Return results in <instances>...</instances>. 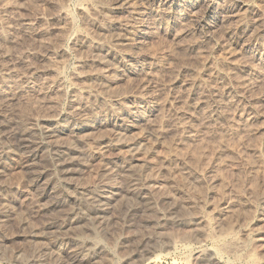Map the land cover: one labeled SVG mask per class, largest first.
I'll list each match as a JSON object with an SVG mask.
<instances>
[{
  "label": "rangeland",
  "instance_id": "374dc122",
  "mask_svg": "<svg viewBox=\"0 0 264 264\" xmlns=\"http://www.w3.org/2000/svg\"><path fill=\"white\" fill-rule=\"evenodd\" d=\"M115 2L0 0V75L3 69L12 67L13 72L5 79L32 76L28 93L15 84L3 88L5 93L0 89V123L20 120L32 125L39 116L62 113L61 118L70 123L57 136L71 143L69 158L73 157L69 159L71 168L62 175L63 181L45 167L40 177L29 178L22 154L9 153L2 158L0 264H198L194 258L198 246L209 249L212 241L208 235L218 234L217 229L231 231L229 226L231 234L245 242L248 251L263 250L264 236L259 231L264 229V129L259 127L264 117L252 118L251 123L249 118L255 110L264 112V0H219L224 7L235 3L234 12L245 25H236L235 17L229 26L227 23L213 28L210 36L202 29L210 13L201 24L196 19L202 2L194 18L178 4L162 0ZM153 11L162 13L156 17L161 21H152L143 35L133 38L140 13ZM23 18L35 22L31 29L22 27ZM125 26H129L127 32ZM96 41L103 45L101 49L93 48ZM123 53L129 57L123 59ZM100 57L106 60L101 63ZM16 90L22 91L21 95ZM43 91L47 95L40 96ZM9 93L19 97L7 100L4 97ZM212 94L216 96L211 99ZM130 103L144 115L139 126H128L126 120L118 121L114 114V110ZM77 110L78 116L95 119L96 126L75 128L70 114ZM155 131H162L164 137L156 140ZM116 132L126 144L138 139L135 156L149 160L150 166L141 167L145 171L133 168L122 175L112 171V176L97 171L102 155L112 161L130 156L126 145L111 146L105 155L97 152V140H110ZM10 143L12 146L7 148L15 152L16 140L10 139ZM49 159L46 148L38 149L37 164L47 163L49 169ZM155 170L161 171L160 175ZM140 173H148L150 178ZM130 182L137 188L140 184L147 186L149 193L139 198ZM81 186L112 189L111 204L105 213L95 212L88 217L89 210L74 199L61 201V196L74 195ZM129 206L135 211L128 213ZM188 209L195 213L186 212ZM74 211L85 212V218L52 227L64 224L67 213ZM204 224H209L206 228L210 231ZM55 240L62 244L60 253L55 248L58 245L52 244ZM73 254L81 261L71 263Z\"/></svg>",
  "mask_w": 264,
  "mask_h": 264
},
{
  "label": "bare ground",
  "instance_id": "6f19581e",
  "mask_svg": "<svg viewBox=\"0 0 264 264\" xmlns=\"http://www.w3.org/2000/svg\"><path fill=\"white\" fill-rule=\"evenodd\" d=\"M163 2H165V3H170L171 2V4H178L179 6H181L183 9H185L186 10V14L188 15V16H191L192 18H194L195 17V15H196V9L198 8V6L200 5L199 3L200 2H202L201 3V7H202V9H201V14L200 15H197V22L199 23V24H201L202 23V20H203V18L205 17V16H207V14H209L210 13V16H211V18H210V20H209V22H206V24L203 26L202 25V29H204V31L203 32H205V34H207V35H209L211 32H212V29L214 28L215 29V27H217V26H224L225 24H227L228 22L229 23H232V20L233 19H235V17H236V19L235 20H237L238 21V23H236V21L235 22H233V24H234V27H235V23H236V25L238 24V25H245L243 22H242V20L240 19V18H238L239 16L238 15H236V13L234 12V10L236 9V5H235V3L234 4H231V7H224V6H222L221 4H220V2H219V0H162ZM116 2H117V0H116ZM116 2L114 3V4H116ZM122 2V1H121ZM131 2V1H130ZM132 3V2H131ZM233 3V2H232ZM123 4V3H122ZM127 4V3H126ZM241 4H242V2H241ZM118 5V4H117ZM116 5V6H117ZM238 5V4H237ZM243 5V4H242ZM115 6V7H116ZM240 6V5H239ZM248 6V5H247ZM113 7V6H112ZM114 7V8H115ZM119 7V6H118ZM125 7V6H124ZM132 7V6H131ZM200 7V8H201ZM136 8V7H135ZM247 8V7H246ZM131 10H133V9H131ZM138 10H139V8H138ZM179 10V9H178ZM161 11V10H160ZM237 12V11H236ZM240 12V11H239ZM162 13H163V10H162ZM162 13H159V11H153V12H151V13H144V12H141L140 13V21H139V23H138V25H136V27L134 28V30L132 31V37L134 38V37H136V36H140V35H143L145 32H146V29H147V27H149L150 25H149V23H151L152 21L154 22L156 19L158 20L159 19V17L158 18H156L157 16H162ZM238 14V13H237ZM22 17V16H21ZM19 18V17H18ZM238 18V19H237ZM195 19V20H196ZM17 20V19H16ZM139 20V19H138ZM160 20V19H159ZM158 20V21H159ZM1 19H0V26H1ZM19 21V20H18ZM17 21V22H18ZM161 21V20H160ZM16 22V21H15ZM128 22V21H127ZM137 22V21H136ZM163 22V21H162ZM21 23H22V27L23 28H25L26 30L27 29H31L32 28V25H33V23H35V22H32L31 20H29V19H27V18H23V19H21ZM159 23V22H158ZM229 23H228V25L227 26H229ZM128 24V23H127ZM160 24V27L161 28H164V30H167V29H165V24L163 25L161 22L159 23ZM175 24V23H174ZM149 25V26H148ZM250 25V24H249ZM167 26V25H166ZM169 26H171V25H169ZM173 26V25H172ZM171 26V27H172ZM201 26V25H200ZM226 26V25H225ZM232 26V25H231ZM247 26H248V24H247ZM128 28H129V26H127ZM127 27L125 26L124 27V29H125V31L127 32L128 31V29H127ZM130 27H132L131 25H130ZM168 27V26H167ZM233 27V26H232ZM237 27V26H236ZM253 27V26H252ZM255 27V26H254ZM37 28V27H36ZM223 28V27H222ZM229 27H227V29H228ZM257 28V27H256ZM255 28V29H256ZM218 29V28H217ZM224 29V28H223ZM39 30V29H38ZM229 30V29H228ZM246 30V29H245ZM247 30H248V28H247ZM23 31H25V30H23ZM22 31V32H23ZM28 31H30V30H28ZM32 31H33V29H32ZM251 31H252V28H251ZM175 32V31H174ZM178 32V31H177ZM215 32V31H214ZM217 32V31H216ZM220 32V31H219ZM222 32V31H221ZM227 32V31H226ZM250 32V31H249ZM176 33V32H175ZM229 33V32H228ZM231 33H233L232 31H231ZM32 34V33H31ZM229 35V34H228ZM248 35H249V33H248ZM210 36V35H209ZM121 37V36H120ZM142 37V36H141ZM228 37V36H227ZM233 37V36H232ZM118 39V38H117ZM228 39H232L231 37H229ZM123 40H125V39H123ZM97 42V41H96ZM119 42V41H118ZM140 43V42H139ZM226 43V42H225ZM124 45V44H123ZM90 46V45H89ZM102 44H100V43H95V45H93V48L94 49H101L102 48ZM112 46V45H111ZM226 47H227V45H226ZM117 48V47H116ZM233 48V47H232ZM111 49H113V47H111ZM115 49V48H114ZM118 49V48H117ZM119 51V50H118ZM117 51V52H118ZM126 52V51H125ZM100 53V52H99ZM228 53H230V52H228ZM107 54V53H106ZM124 55L123 56H121L122 58L124 57V58H128L129 56V54L128 55H125V53H123ZM110 55V54H109ZM115 56V55H114ZM123 58V59H124ZM122 59V60H123ZM106 59H105V57H100L99 58V62H104ZM120 60V59H119ZM121 61V60H120ZM125 62V61H124ZM127 62V61H126ZM104 64V63H103ZM15 65V64H14ZM115 65V64H114ZM130 65V64H129ZM29 67H31L30 65H28ZM14 67V66H13ZM2 68V67H1ZM16 68V67H15ZM7 70V71H6ZM13 68L11 67L10 69L8 68V69H5V71H4V69H3V72L1 73V77H0V79L2 80L1 82H2V84L0 85V89H2V91H3V88H10L11 86L10 85H12L13 86V84H15V85H17L18 86V88L17 89H19V88H22L23 90H25V91H27V93H28V90H31V88H29V86H28V84H29V82H31V78H32V76H29V77H27V76H25V75H23V77H19V78H17L16 77V79H5L6 77V75H9V74H11V72H13ZM34 70V69H33ZM11 71V72H10ZM15 72V71H14ZM17 72V71H16ZM23 72V71H22ZM21 72V73H22ZM20 73V74H21ZM27 73V72H26ZM30 74H32V73H30ZM5 77V78H4ZM10 77V76H9ZM12 80V81H11ZM243 81V80H242ZM10 86V87H9ZM32 88H33V86H32ZM16 89V88H15ZM14 89V90H15ZM5 90V89H4ZM8 90V89H7ZM11 90V89H10ZM1 91V92H2ZM17 91V90H16ZM32 91H33V89H32ZM4 92V91H3ZM21 92L22 91H17V93H20L19 95H21ZM30 92V91H29ZM34 92V91H33ZM5 93V92H4ZM17 93H15V94H6L5 95V97L4 98H6L7 100L8 99H14L15 97H19V96H17ZM3 94V93H2ZM23 94V93H22ZM31 94V93H30ZM37 94V93H36ZM35 94V95H36ZM24 95V94H23ZM45 95H47V92L46 91H43V93H41L40 92V96H45ZM2 97H3V95H1ZM215 96H216V94H212L211 95V99L212 98H215ZM221 96V95H220ZM23 97V96H22ZM4 98H2V99H4ZM16 98V99H17ZM35 98H40V97H35ZM192 98V97H191ZM205 98H207V97H205ZM194 100V99H193ZM192 100V101H193ZM202 100V99H201ZM215 100V99H214ZM13 101V100H12ZM18 101V100H17ZM35 101V100H34ZM52 101V100H51ZM50 100H49V102L48 103H52ZM199 101V100H198ZM27 102V101H26ZM201 102V101H200ZM248 102V101H247ZM32 103V102H31ZM191 103V102H190ZM188 104V103H187ZM203 104V103H202ZM248 104V103H247ZM251 104H252V102H251ZM4 105V104H3ZM86 105V104H85ZM95 106V105H94ZM251 106V105H250ZM6 107V106H5ZM4 107V108H5ZM109 107V109H114V107L113 106H108ZM144 107V106H143ZM146 107V106H145ZM249 107V106H248ZM255 107V106H254ZM7 109V108H6ZM78 109H79V107H78ZM95 109V108H94ZM105 109V108H104ZM152 109H153V107H152ZM242 109V108H241ZM254 109V108H253ZM252 109V110H253ZM257 109V108H256ZM81 110V109H80ZM107 110V109H106ZM156 110V109H155ZM154 110V111H155ZM255 110V109H254ZM262 110V109H261ZM110 111V110H109ZM108 111V112H109ZM150 111V110H149ZM184 111V110H183ZM197 111V110H196ZM243 111V110H242ZM264 111V110H263ZM56 112V111H55ZM50 113L49 115H47V116H44L43 115V117H38V118H36L35 119V122H33L32 123V125H31V123H30V125L29 124H27L28 122H24V123H21L20 122V120L19 121H16V123L15 124H2V123H0V163H1V160H2V158L3 157H6V155L7 154H14V155H17V154H22V155H20V157H21V161H22V165H23V168L26 170V175H29L28 177L30 178V177H34V178H31V179H35V178H38V177H40L43 173H44V169L46 168L47 170H50V171H52L53 172V174H54V176L56 175L58 178H60V180H62L63 181V177L64 176H62V175H66L67 174V172L69 171V168H71V166H72V162L69 160L70 158H69V151L71 150V143H69V141H68V143H66V142H62V141H60L59 139H58V136H57V133L59 132V131H61V129H63L62 127L63 126H65L66 124H68V122L70 121V120H68V119H66V118H61L62 117V113L60 114L59 112H56V113ZM70 112H72V111H70ZM99 112V111H98ZM254 113H255V115L253 114V115H249L250 116V118H249V121L250 120H252V118H253V121H254V118H256L257 119V117H264V112H262V111H259V110H255V111H253ZM1 113V112H0ZM75 113V114H74ZM73 113V115H71L70 113V116H72L73 117V123H75V128H77V129H79V130H85V129H89V128H93V127H95L96 126V121H95V119H93V118H85V117H83L82 115V117H80V116H78V110H77V112L75 111ZM110 113V112H109ZM141 113V112H140ZM140 113H137L136 112V105L135 104H132V103H130L129 105H127L125 108H122V109H116V110H114V114H115V116H116V118H117V120L118 121H127V123H128V126H131V127H134V126H139V122L140 121H142L144 118H143V116L142 115H140ZM95 114V113H94ZM147 114V113H146ZM197 114V113H196ZM152 115V114H151ZM153 116V115H152ZM248 116V117H249ZM3 117H4V115H3ZM96 118V117H95ZM244 119H246V118H244ZM243 119V120H244ZM34 120V119H33ZM75 120H77V122H75ZM148 120V119H147ZM194 120V119H193ZM123 121V122H124ZM247 121V120H246ZM31 122V121H30ZM146 122V121H145ZM257 122V121H256ZM8 123V122H7ZM70 123V122H69ZM72 123V124H73ZM179 123V122H178ZM242 123V122H241ZM244 123V122H243ZM250 123H251V121H250ZM120 124V123H119ZM245 124H247V122H245ZM245 124H243V125H245ZM74 125V124H73ZM156 125V124H155ZM180 124H178V126H179ZM264 125V124H263ZM261 126V127H259L260 125H257V127H259V128H262V129H264V126ZM119 126V125H118ZM145 126V125H144ZM177 126V127H178ZM181 126L184 128L185 127V124L184 123H181ZM181 126H179V127H181ZM229 126H231V125H229ZM116 127V126H115ZM143 127V126H142ZM147 128V127H146ZM151 128V127H150ZM230 128V127H229ZM251 128H254V127H252V125H251ZM259 128H256V129H259ZM133 129V128H132ZM152 129H154V128H152ZM179 129V128H178ZM188 129V128H187ZM255 129V128H254ZM141 130V129H140ZM145 130V129H144ZM180 130V129H179ZM72 131V130H71ZM117 131H118V129H117ZM120 131V130H119ZM188 131V130H187ZM187 131H185V132H187ZM125 132V131H124ZM145 132V131H144ZM147 132V131H146ZM156 132V131H155ZM181 133H182V131H180ZM191 132V131H190ZM73 133V132H72ZM103 133V132H102ZM165 133V132H164ZM112 134H114V132L112 133ZM146 134V133H145ZM162 134H163V132L162 131H157L155 134H153V136L155 135V138H156V140H159V139H161V138H163L164 137V135L162 136ZM183 134V133H182ZM85 135H86V133H85ZM91 135V134H90ZM102 135V134H101ZM167 135V134H166ZM165 135V136H166ZM188 135V134H187ZM55 136H56V138H55ZM65 136V135H64ZM76 136V135H75ZM101 137V136H100ZM190 137V136H189ZM13 138H14V140H16V145H14V147H16L17 146V148H16V150H15V152L12 150V149H10V150H12V151H10L9 150V148H7L8 146H12V143H10V139H12V141H13ZM62 138V137H61ZM79 138H81V137H78V139ZM92 138V137H91ZM98 137H96V139H97ZM102 138V137H101ZM140 138V137H139ZM93 140H95L94 138H92ZM186 139V138H185ZM194 139V138H193ZM63 140H65V138H63ZM75 140V139H74ZM138 140V139H137ZM137 140H135V142H130V143H128V144H126L122 139H121V133L120 132H116L115 133V135L114 136H112V138L110 139V140H105V139H98L97 140V152L99 153V154H102V153H104V155H105V153L106 152H104V151H106L107 149H109L111 146H113V148L115 147L116 148V146H129V150H128V152H129V155L130 156H127V157H124L123 155H122V157H121V159H120V157H118L120 160H121V163L119 164V162H118V160L115 158V160L114 161H112V160H110V159H106V157L105 156H103L102 155V157H101V165H99L100 166V168H98L99 170H97L98 172L100 171L101 173H109V175H111L110 173H112V171H113V174H124V172L127 174V171L128 170H130V169H132L133 170V168H134V170H135V168L137 169V171L142 167V166H150L149 165V160L147 161V160H144V159H139V158H137L136 156H135V152L138 150L137 148H138V146L136 147V145H137V143H136V141ZM144 140V139H143ZM91 141V140H90ZM96 141V140H95ZM188 141V140H187ZM72 142V141H71ZM75 142V141H74ZM139 144V143H138ZM147 144V143H146ZM144 146V145H143ZM142 147V146H141ZM147 147V146H146ZM7 148V149H6ZM13 148V147H12ZM42 148H46V150L48 151V153H49V156H50V159H49V161H48V166L50 167L49 169H48V167L46 166L47 165V163L45 164V163H42V164H37V162H35V157H36V153H37V151H38V149H42ZM145 148V147H144ZM6 149V150H5ZM172 149V148H171ZM170 149V150H171ZM94 150H96V149H94ZM143 150V149H142ZM176 150V148L174 149V151ZM97 152H95V153H97ZM145 152H147L148 153V151H145ZM144 152V153H145ZM97 153V154H98ZM122 153V152H121ZM9 154V155H10ZM98 154V155H99ZM19 155H18V157H19ZM15 157V156H14ZM73 158V157H72ZM71 158V159H72ZM14 160V159H13ZM74 160V159H73ZM76 160V159H75ZM17 161V160H16ZM151 164V163H150ZM40 167H41V169H40ZM44 169H43V168ZM151 167L152 168H154L152 165H151ZM151 167H149V168H151ZM145 168V167H144ZM147 168V167H146ZM149 168H147V169H149ZM158 168H160V167H158ZM158 168H157V170H158ZM142 169V168H141ZM141 169H140V171H141ZM146 169V170H147ZM71 170V169H70ZM144 169H142V171H143ZM157 170H155V172L157 171ZM160 170V169H159ZM200 170V169H199ZM43 171V172H42ZM145 171V170H144ZM149 171L150 172H152V170H150L149 169ZM149 171H147V172H149ZM122 172V173H121ZM133 172H135V171H133ZM158 172V171H157ZM156 172V173H157ZM161 171H159V173H160ZM202 172V171H201ZM101 173H99V174H101ZM129 173V172H128ZM135 173H137V172H135ZM139 173V172H138ZM159 173H157V174H159ZM185 173V172H184ZM188 173V172H187ZM207 173V172H206ZM104 174V175H105ZM125 174V175H126ZM202 174V173H201ZM120 175V176H121ZM124 175V176H125ZM129 175V177H130V174H128ZM127 175V176H128ZM132 175V174H131ZM134 175V174H133ZM140 175H144V174H142V173H140ZM145 175H147L148 177H149V175H148V173H145ZM144 175V176H145ZM160 175V174H159ZM188 175V174H187ZM198 175H200V174H198ZM112 176V175H111ZM135 176V175H134ZM143 176V177H144ZM146 176V177H147ZM153 176H156L155 175V173L153 172ZM201 176V175H200ZM204 176H205V174H204ZM208 176H210V175H208ZM57 177H56V179H57ZM137 177V176H136ZM190 177V176H189ZM193 177V176H192ZM206 178H207V176H205ZM150 178V177H149ZM155 178V177H154ZM203 178V177H202ZM133 181L135 180L136 181V179H135V177H134V179H133V177L131 178ZM195 179V178H194ZM203 179H205V178H203ZM209 179V178H208ZM207 179V180H208ZM59 180V179H58ZM127 181V183H129L128 182V180H126ZM134 181V182H135ZM205 181V180H204ZM134 182H130V184H132V186H135V183ZM137 182V181H136ZM210 182V181H209ZM212 182V181H211ZM120 183V182H119ZM126 183V182H125ZM138 184V183H137ZM61 185V184H60ZM59 185V186H60ZM126 185H128V184H126ZM145 185V184H144ZM208 185V184H207ZM211 185V184H210ZM209 185V186H210ZM58 186V187H59ZM62 186V185H61ZM121 187V186H120ZM138 187V186H137ZM136 186L135 187H133L134 188V190L133 189H131V190H133V191H135V193H136V195L139 197V198H141V199H143L144 197H146V193H149V188H146L147 186H141V184H140V187L139 188H137ZM63 188V187H62ZM69 188V187H68ZM152 188V187H151ZM149 189V190H148ZM70 190V189H69ZM130 190V189H129ZM130 190V191H131ZM153 190V189H152ZM208 190H209V188H208ZM211 190V189H210ZM68 191V190H67ZM66 191V192H67ZM75 194L73 195V194H69V193H66L65 195H63V196H61L62 198H60L61 199V201H64V200H68L69 198H71V199H74V201H76L79 205H82L81 207L82 208H84V209H86V210H89V211H87L86 213L88 214V217H89V215L90 214H95V212L97 213V212H101V213H105V211L108 209V207H109V205L111 204L110 203V200H111V195L109 194V193H111L112 192V189H106V188H99L98 189V187L97 188H88V187H83V186H81V187H78L77 189H75ZM132 191V192H133ZM155 191V190H154ZM154 191H152V193L154 192ZM262 191V190H261ZM69 192V191H68ZM151 192V191H150ZM156 192V191H155ZM259 192V191H258ZM264 192V191H263ZM128 194V193H127ZM173 194V193H172ZM114 195V194H113ZM149 195V194H148ZM154 195H155V193H154ZM153 195V196H154ZM129 196V195H128ZM128 196H124V197H128ZM165 196V195H164ZM170 196V195H169ZM173 196H174V194H173ZM255 196V195H254ZM132 197H133V195H132ZM135 197V196H134ZM175 197V196H174ZM173 197V198H174ZM121 198V197H120ZM119 198V200L121 201V200H124L125 201V198H123V199H120ZM131 198V197H130ZM130 198H128V199H130ZM137 198V197H136ZM138 198V199H139ZM149 198V197H148ZM160 198V197H159ZM114 199V198H113ZM147 199V198H146ZM162 199V198H161ZM170 199H171V197H170ZM126 200H127V198H126ZM140 200V199H139ZM173 200V199H172ZM175 200V199H174ZM173 200V201H174ZM116 202H119L118 200H115ZM129 201V200H128ZM128 201H127V203H128ZM138 201V200H137ZM136 201V202H137ZM142 201V200H141ZM140 201V202H141ZM164 201H166V200H164ZM167 201H169V200H167ZM112 202V201H111ZM130 202H131V200H130ZM134 202V201H133ZM139 202V201H138ZM143 202V201H142ZM160 202V201H159ZM208 202V201H207ZM120 203V202H119ZM119 203H117V206L119 205ZM126 203V204H127ZM145 203V202H144ZM170 203H172L173 204V202H170ZM206 203V202H205ZM209 203H210V201H209ZM228 203V202H227ZM116 204V203H115ZM114 204V205H115ZM120 204H123V203H120ZM125 204V205H126ZM129 204V203H128ZM127 204V205H128ZM178 204V203H177ZM113 205V206H114ZM126 205V206H127ZM132 205V204H131ZM130 205V206H131ZM135 205V204H134ZM175 205V204H174ZM179 205H181V203L179 204ZM213 205H214V203H213ZM217 205V204H216ZM215 205V206H216ZM220 205V204H219ZM129 206V207H130ZM188 206V205H187ZM228 206V205H227ZM263 206V205H262ZM132 207H133V205H132ZM132 207H130L128 210H127V212L128 213H132L133 211H135L134 209L135 208H132ZM136 207V206H135ZM137 207H138V205H137ZM180 207V206H179ZM178 207V208H179ZM182 207V206H181ZM180 207V209H182ZM202 207V206H201ZM212 207H214V206H212ZM226 207V206H225ZM183 208H185V207H183ZM188 208H189V206H188ZM221 208V207H220ZM262 208V207H261ZM263 208H264V206H263ZM46 209V208H45ZM136 209H138V208H136ZM215 209V208H214ZM213 209V210H214ZM218 209V208H217ZM179 210V209H178ZM185 210V209H184ZM189 210V209H188ZM194 210V209H193ZM192 210V211H193ZM216 210V209H215ZM222 210V209H221ZM224 210H226V211H228L227 209H224ZM231 209H230V207H229V211H230ZM262 210H264V209H262ZM183 211V210H182ZM192 211H186V212H188V213H190V212H192ZM225 211V212H226ZM185 212V213H186ZM194 212V211H193ZM192 212V213H193ZM200 212V211H199ZM82 213H85V212H80V211H78V212H70V213H67L68 214V219H66V221H65V219H64V224L63 223H61V224H56V226H52V227H64V225L66 226V225H68V224H71V223H73V222H76V221H78V220H80V219H83V217L85 218V215H83ZM166 213V212H165ZM182 213V212H181ZM180 213V214H181ZM195 213V212H194ZM193 213V214H194ZM207 213H209V212H207ZM228 213V212H227ZM231 213V212H230ZM229 213V214H230ZM167 214V213H166ZM197 214H198V211H197ZM196 214V215H197ZM204 214V213H203ZM210 215H211V213H209ZM239 214V213H238ZM162 215H165V214H162ZM187 215V214H186ZM195 215V216H196ZM205 215H207L206 213H205ZM227 214H225V216H226ZM262 215V214H261ZM108 216V215H107ZM110 216V215H109ZM195 216H194V219H195ZM102 217H104V215L102 216ZM184 217V216H183ZM206 217V216H205ZM105 218V217H104ZM186 218V217H185ZM188 218V217H187ZM203 218V217H202ZM201 218V219H202ZM211 218V217H210ZM230 218V217H229ZM257 218V217H256ZM259 218V217H258ZM257 218V219H258ZM262 218V217H261ZM93 219H94V216H93ZM193 219V218H192ZM204 220H205V218H203ZM206 219H208V218H206ZM253 219V218H252ZM255 220V221H257L256 223H258V221L259 220ZM260 219V218H259ZM19 220V219H18ZM90 220V219H89ZM199 220V219H198ZM250 220V219H249ZM92 221V220H91ZM203 221V220H202ZM21 222V221H20ZM89 222V221H88ZM178 222V221H177ZM197 222H199V221H197ZM204 222V221H203ZM68 223V224H67ZM102 223H104V221L102 222ZM201 223V222H200ZM205 223H207V221H205ZM245 223V222H244ZM243 223V224H244ZM253 223V222H252ZM89 224V223H88ZM201 224H203V223H201ZM48 225V224H47ZM205 225V224H204ZM203 225V226H204ZM207 226L209 225V224H206ZM206 225H205V228H206ZM212 225V224H211ZM252 225V224H251ZM256 225H258V224H256ZM220 226V225H219ZM250 226V225H249ZM259 226V225H258ZM264 226V225H263ZM262 225H261V227H263ZM223 227V226H222ZM221 227V228H222ZM242 227H243V225L241 226V229H242ZM248 227V226H247ZM247 227H245V228H247ZM260 227V228H261ZM202 228V227H201ZM212 228V227H211ZM210 228V229H211ZM220 228V227H219ZM228 228V227H227ZM233 228V227H232ZM257 228H259V227H257ZM256 228V229H257ZM260 228H259V230H260ZM197 229V228H196ZM222 229H224V228H222ZM222 229H220V230H222ZM228 229H230L231 231H232V229H231V227L229 226V228ZM227 229V230H228ZM248 229H249V227H248ZM255 229V228H254ZM253 229V230H254ZM200 230H204V229H200ZM206 230H209V229H207L206 228ZM206 230H204L205 231V233L207 234V231ZM212 230V229H211ZM219 229H217L216 230V232L218 233V234H214V235H211V233L208 235V237H209V239L212 241V245H211V247L209 248V249H207V250H204L203 248H201V247H199L198 246V249H197V251L195 252V256H194V258L196 259V263H198V264H264V249L263 250H261V251H258V252H253V250H250V251H248L247 249L248 248H246V246L244 245L245 244V242H241L240 240H239V238L237 237V239H236V237L235 236H233L232 234H231V231H218ZM243 230V229H242ZM245 231H247L246 229H244ZM203 231V232H204ZM210 231V230H209ZM215 231V230H214ZM234 231V230H233ZM249 231V230H248ZM247 231V232H248ZM251 231V230H250ZM256 231H258V229L256 230ZM260 232V235H262V236H264V229L262 230V231H259ZM212 233H214V232H212ZM233 233V232H232ZM250 234H253L252 232H250ZM246 235H249V234H246ZM246 235H244V236H246ZM201 236H203V235H201ZM207 236V235H206ZM259 236V235H258ZM207 238V237H206ZM158 239V238H157ZM249 239V238H248ZM251 239H252V236H251ZM253 239H254V236H253ZM264 239V238H263ZM162 240V239H161ZM253 241V240H252ZM53 242V241H52ZM163 242V241H162ZM249 242H251V240L249 241ZM58 243H60V242H58V240H55L52 244L53 245H55V244H57L58 246H56L55 248L57 249V252H59V251H61L62 249H63V247H62V244H58ZM165 243V242H164ZM248 243V242H247ZM202 244V243H201ZM209 245V246H210ZM248 245V244H247ZM201 246V245H200ZM208 246V247H209ZM160 247V246H159ZM206 248V247H205ZM249 248H250V246H249ZM195 249V248H194ZM255 250V249H254ZM259 250V249H258ZM189 251H191L190 249H189ZM195 251V250H194ZM60 253V252H59ZM191 253V252H190ZM193 254V253H192ZM95 255V253H93V256ZM73 256V258H70L71 259V263H74L75 261H81V260H79V259H76V258H74V254L72 255ZM193 258V259H194ZM40 261H42V260H40ZM39 261V262H40ZM193 263H195V262H193Z\"/></svg>",
  "mask_w": 264,
  "mask_h": 264
}]
</instances>
